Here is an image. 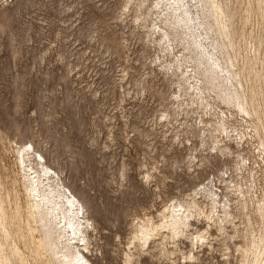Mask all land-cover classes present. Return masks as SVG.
Listing matches in <instances>:
<instances>
[{"label":"rangeland","instance_id":"374dc122","mask_svg":"<svg viewBox=\"0 0 264 264\" xmlns=\"http://www.w3.org/2000/svg\"><path fill=\"white\" fill-rule=\"evenodd\" d=\"M248 1L226 39L247 113L225 111L244 138L225 139L222 155L202 134L218 136L216 118L188 96L181 107L180 80L158 61L173 56L150 36L156 0H0V264H57L30 213L21 144L84 203L92 263L244 264L252 229L264 234V0ZM232 182L247 192V212ZM210 183L230 204L223 231L203 215L172 238L162 228L170 207Z\"/></svg>","mask_w":264,"mask_h":264},{"label":"bare ground","instance_id":"6f19581e","mask_svg":"<svg viewBox=\"0 0 264 264\" xmlns=\"http://www.w3.org/2000/svg\"><path fill=\"white\" fill-rule=\"evenodd\" d=\"M131 1L134 2V0ZM136 1L140 2V0ZM245 2L249 1L156 0L155 5L150 7L151 14L154 16L150 36L155 38V42L171 56V59L173 56V61L171 60L172 62L166 67L161 61L163 57L158 58V61L168 73L179 78V88L184 89L185 93L178 98L181 107H184L186 103L183 100L184 97L188 96L192 106H198L208 117L216 118L215 126L218 136H214L205 128H202V134L212 139L214 144L212 148L221 154H224L225 149L228 148L220 145L225 139L240 144L244 138L239 129L234 126V129L230 128L231 119L225 110H232V117L247 113L239 77L226 53L228 48L226 39H229L228 35L231 32L229 22L235 18L236 11H245ZM251 16L252 14L249 17ZM176 41L184 46L182 51H177L178 53L174 44ZM232 58L235 59L233 56ZM237 67L240 69L239 65ZM263 72L261 71V74ZM253 91L255 92V88ZM213 100H216L218 110ZM187 105L190 106L189 103ZM204 124L202 120L200 125ZM17 153L19 167L24 175L31 201L30 213L35 219L38 230L42 233L49 256L57 264H94L83 251L89 246L87 233L90 224L86 218V207L82 200L65 184L59 172L48 164L45 157L32 144H21ZM242 161L244 164L246 160L243 158ZM211 185L214 186L212 183L201 186L190 202L176 201L170 207L169 225H164L162 228L170 230L172 238L182 236L190 226L189 221L203 215L209 222H214L220 231H223L221 225L226 222L224 218L230 215L228 212L230 204L222 201L219 193ZM240 186L232 182L229 189L237 198L238 209L244 213L247 212L248 206L247 192L244 191L243 186ZM198 196L212 203L213 210L210 214H206L201 209ZM217 208H221L224 217L216 214ZM257 233L259 232L252 229L253 241L251 247L244 251V264H264V234L257 235ZM19 261L20 264H26L21 256Z\"/></svg>","mask_w":264,"mask_h":264}]
</instances>
